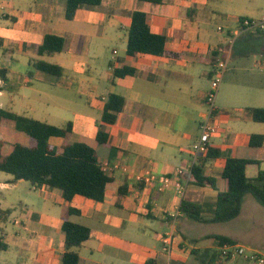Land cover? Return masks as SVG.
I'll list each match as a JSON object with an SVG mask.
<instances>
[{
	"label": "crops",
	"instance_id": "crops-1",
	"mask_svg": "<svg viewBox=\"0 0 264 264\" xmlns=\"http://www.w3.org/2000/svg\"><path fill=\"white\" fill-rule=\"evenodd\" d=\"M137 10L148 15L152 33L165 36L167 50L178 58L127 55ZM241 18L264 20V0H103L100 6L77 10L72 21L66 19L62 0H0V70L9 80L5 84L0 78L1 108L56 127L72 123L66 139L53 137L50 144L58 150L66 143L86 144L96 150L102 169H112L105 172L111 182L103 202L82 196L68 202L59 189L32 186L33 202L15 216L0 200V230L12 225L0 234L10 254L5 264H62L66 221L91 231L78 249L79 264H249L241 258L213 263L211 251H218V242L205 238L218 234L197 233L194 224L211 223L195 222L180 211L186 201L206 207L204 216H212L218 194L227 190L221 175L228 158L260 162L248 167L249 178L264 171V146H249L252 135H264V123L250 125L248 113L249 108H264V34L234 37ZM46 35L65 38V50L39 56ZM231 38V57L216 102V122L223 131L211 143L220 157L208 162L205 172L214 184L199 186L191 180L181 194L177 186L186 184L192 146L208 112L205 97L212 72ZM37 61L58 65L64 73L56 77L38 71ZM124 67L136 74L115 78V71ZM110 94L123 97L125 107L116 123L105 124L102 115ZM100 125L109 134L106 145L97 142ZM6 126L16 127L2 120L0 132ZM23 134L16 144L31 146ZM0 141L3 156L10 155L15 144ZM177 170L179 176L165 190L158 182L140 180L149 174L173 177ZM21 182L0 180V190ZM249 196L240 216L228 222L236 224L244 242L222 236L264 251V210ZM169 234L174 235L171 256L163 243ZM199 239L212 243L192 242Z\"/></svg>",
	"mask_w": 264,
	"mask_h": 264
},
{
	"label": "trees",
	"instance_id": "trees-1",
	"mask_svg": "<svg viewBox=\"0 0 264 264\" xmlns=\"http://www.w3.org/2000/svg\"><path fill=\"white\" fill-rule=\"evenodd\" d=\"M62 1L66 5V19L72 21L77 10L85 6H100L103 0ZM138 1L152 4L163 2V0ZM166 43L165 36L152 33L146 13L137 10L132 14L127 55L135 57L139 54H149L178 58L179 54L167 50ZM65 48V38L46 35L43 44L38 48V55L51 57L63 52ZM34 68L56 77H60L64 73L62 67L46 61H37ZM135 74V69L124 67L117 69L114 76L115 78H124ZM0 78L5 84L9 83L5 70H0ZM1 90L2 88H0ZM124 107L125 99L123 97L110 94L106 101L102 121L105 124L116 123L118 115L124 110ZM248 113L253 122L264 123V108H249ZM2 120L13 122L18 130L24 132L31 139L32 144L31 146L15 144L11 154L4 157L0 141V172L13 176L15 182L23 180L31 183L33 187L46 186L59 189L63 198L68 202L75 196H82L96 202L105 200L106 189L111 178L100 167L96 150L82 143H66L62 150H58L50 144V139L53 137L66 139L72 133V123H68L65 127H56L18 115L10 110H3L0 106V123ZM108 141L109 134L100 125L97 142L100 145H106ZM249 146L263 147L264 135H252ZM219 157V149L210 147L208 154L192 169L193 183L204 186L208 182L213 185L214 180L205 175L206 165ZM260 164L258 161L249 159L228 158L221 175L227 183V190L218 194L216 202L211 207L212 216H204L206 207L186 201L182 203L180 211L195 222L222 224L240 216L247 195H251L264 207V171L260 170L255 178H249L247 175L249 166H260ZM71 213H76V211L71 210ZM63 232L65 252L62 255V264H79L78 249L90 239L91 231L85 226L66 221L63 225ZM205 239L217 241L218 246L237 245L236 241L222 235H212ZM201 240L204 239L192 240V242L197 243ZM6 249L7 246L0 240V251ZM210 258L213 263L218 259H224L218 251H211Z\"/></svg>",
	"mask_w": 264,
	"mask_h": 264
},
{
	"label": "built area",
	"instance_id": "built-area-1",
	"mask_svg": "<svg viewBox=\"0 0 264 264\" xmlns=\"http://www.w3.org/2000/svg\"><path fill=\"white\" fill-rule=\"evenodd\" d=\"M222 30V28H219V31ZM249 32L264 34V20L257 21L248 18H241L239 20V29L234 34V37ZM233 38L230 39L229 46L225 49H222L221 53L223 57L217 62L212 72L211 87L205 97V103L208 106V112L201 122L200 136L192 146L193 165L187 171L188 174L186 176V184L177 186L178 193L183 194L186 190L187 185L191 182V180L193 181L192 169L194 165H196L202 158H204L208 154L209 149L211 147L212 139L217 135H220L223 131L222 128L216 122V102L220 87L223 83L230 61ZM102 170L104 172H107L112 169L108 165H105ZM177 171L178 172L173 177H157L149 174L141 177L140 180L144 181L146 184L158 182L160 185L159 189L165 190L174 184L175 179L180 174V171ZM173 238V234L165 235L163 237L164 251L169 254V256L172 255L173 251ZM218 252L224 259L241 258L249 264H264V251L253 249L250 247H245L238 244H225L223 246H218Z\"/></svg>",
	"mask_w": 264,
	"mask_h": 264
},
{
	"label": "rangeland",
	"instance_id": "rangeland-1",
	"mask_svg": "<svg viewBox=\"0 0 264 264\" xmlns=\"http://www.w3.org/2000/svg\"><path fill=\"white\" fill-rule=\"evenodd\" d=\"M245 2H248V0H242ZM112 50L109 51V56L111 55ZM121 54V53H120ZM224 81V80H223ZM223 84V83H222ZM219 94V93H218ZM246 111V109H245ZM234 113V112H231ZM237 114V113H234ZM241 115V113H238ZM250 125L259 126V123L255 122H249ZM243 125H245V122H243ZM226 130V129H225ZM227 131V130H226ZM24 134L22 131L18 130L16 127L12 126H6L2 129L0 132V140H3L6 145H12L16 143H21L22 138ZM52 142V141H51ZM250 173H253L254 168L249 170ZM6 179H13L14 177L11 175H8L6 173L0 172V180H6ZM34 190L31 185V183L23 181L16 188H12L10 190H0V200L3 201V204H6L8 206L7 208L12 211V213L16 216L21 214L22 212H27V205L31 204L32 196H33ZM252 203H255L259 209H263L264 207L260 205L254 198ZM195 230L197 233H209V234H218V235H231L236 236L238 242L243 243V235L239 232L240 229L236 226V224H228V223H222V224H206V225H198L194 224ZM12 225L10 223H7V226H4L1 230L5 231L6 227H11ZM0 230V234L1 231ZM202 244H211V240H204L201 242ZM250 247V245H246ZM10 258V254L8 251H0V264H5V260Z\"/></svg>",
	"mask_w": 264,
	"mask_h": 264
}]
</instances>
